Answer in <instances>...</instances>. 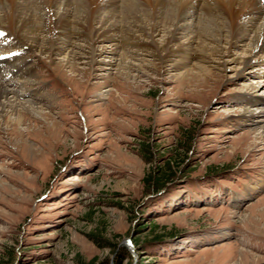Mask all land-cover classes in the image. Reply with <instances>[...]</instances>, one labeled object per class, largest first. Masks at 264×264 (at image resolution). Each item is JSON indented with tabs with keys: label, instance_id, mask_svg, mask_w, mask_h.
Wrapping results in <instances>:
<instances>
[{
	"label": "rangeland",
	"instance_id": "rangeland-1",
	"mask_svg": "<svg viewBox=\"0 0 264 264\" xmlns=\"http://www.w3.org/2000/svg\"><path fill=\"white\" fill-rule=\"evenodd\" d=\"M2 35L33 66L25 99L46 119L0 117V264H264V141L242 99L261 91L240 89L246 71L180 77L149 47L128 77L80 62L73 75Z\"/></svg>",
	"mask_w": 264,
	"mask_h": 264
},
{
	"label": "bare ground",
	"instance_id": "bare-ground-1",
	"mask_svg": "<svg viewBox=\"0 0 264 264\" xmlns=\"http://www.w3.org/2000/svg\"><path fill=\"white\" fill-rule=\"evenodd\" d=\"M3 31L73 75L80 62L86 70L107 69L106 77L113 69L128 77L149 55L172 58L181 65L180 77L211 76L214 68L232 69L236 77L246 71L253 81L241 79L240 89L261 92L242 98L248 104L243 116L264 141V0H0L1 36ZM5 47L1 42L0 117L12 127L25 113L46 119L40 103L25 99L33 66L18 58L22 49L4 52ZM149 47L156 55L147 54ZM193 51L200 57L189 63ZM107 54L115 62L103 60Z\"/></svg>",
	"mask_w": 264,
	"mask_h": 264
}]
</instances>
